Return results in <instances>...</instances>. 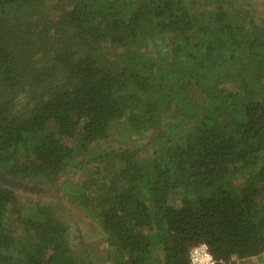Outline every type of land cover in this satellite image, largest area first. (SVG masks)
<instances>
[{
	"label": "trees",
	"instance_id": "1",
	"mask_svg": "<svg viewBox=\"0 0 264 264\" xmlns=\"http://www.w3.org/2000/svg\"><path fill=\"white\" fill-rule=\"evenodd\" d=\"M48 1L0 0V264H91L13 181L62 183L109 264H191L200 243L216 264L263 255L264 16L247 0ZM111 136L147 141L103 149Z\"/></svg>",
	"mask_w": 264,
	"mask_h": 264
},
{
	"label": "rangeland",
	"instance_id": "2",
	"mask_svg": "<svg viewBox=\"0 0 264 264\" xmlns=\"http://www.w3.org/2000/svg\"><path fill=\"white\" fill-rule=\"evenodd\" d=\"M53 0H49L51 4ZM250 1L255 9L261 16H264V0H247ZM29 98L25 95H21L19 98V105L27 106L31 105L32 100L29 103ZM29 103V104H28ZM18 107L16 110H18ZM147 141V138H137L129 141H118L114 136H111L109 140L103 143V149L114 148L120 149L126 146H141ZM101 166H104L102 164ZM72 169L67 172L65 179L72 176ZM88 174L78 173L76 178L80 182V178H86ZM64 178V177H63ZM12 187L16 189L18 195L24 202L28 201H40L41 203L53 204L59 213L60 218L68 225L72 241L71 245L73 250L81 254L80 252H86L91 258V264H109L107 259L108 243L106 238L102 235V228L98 220L92 219L85 214V212L79 208L73 201L66 195L62 183H57L54 186L49 185H36L31 182L25 181H13ZM175 202V201H174ZM177 202V200H176ZM58 207H57V206ZM241 264H264V254L260 257H253L247 260L240 261Z\"/></svg>",
	"mask_w": 264,
	"mask_h": 264
},
{
	"label": "built area",
	"instance_id": "3",
	"mask_svg": "<svg viewBox=\"0 0 264 264\" xmlns=\"http://www.w3.org/2000/svg\"><path fill=\"white\" fill-rule=\"evenodd\" d=\"M191 264H216L205 243H200L191 248Z\"/></svg>",
	"mask_w": 264,
	"mask_h": 264
}]
</instances>
